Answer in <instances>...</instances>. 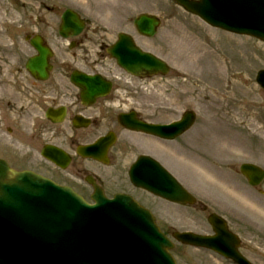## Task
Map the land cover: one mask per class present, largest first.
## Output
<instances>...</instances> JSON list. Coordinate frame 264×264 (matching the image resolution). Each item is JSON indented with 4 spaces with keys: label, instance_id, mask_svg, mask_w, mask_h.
Returning <instances> with one entry per match:
<instances>
[{
    "label": "rangeland",
    "instance_id": "obj_1",
    "mask_svg": "<svg viewBox=\"0 0 264 264\" xmlns=\"http://www.w3.org/2000/svg\"><path fill=\"white\" fill-rule=\"evenodd\" d=\"M67 8L89 19L91 27H108L109 35L97 32L108 39L113 38L114 29L124 26V19L133 21L139 13L162 19L154 38L141 37L133 24L128 26L140 47L156 53L172 69L167 76L147 80L155 85L149 86L146 96L193 102L198 117L192 134L181 139L178 149L165 147L164 152L174 159L186 186L229 215L233 227L242 232L243 252L249 259L264 264V194L251 188L240 174L233 176L235 171L230 169L239 170L245 162L264 168V133L256 129L264 131V89L256 81L257 72L264 68V42L211 28L173 0H0V29L5 30L0 82L33 80L25 63L34 50L25 37L34 33L55 44V67L49 81L60 80L66 48L58 27ZM184 143L192 146L187 149ZM179 209L166 205L162 211L181 230L195 226L200 230L207 224L201 211L190 213L194 221L180 215ZM175 255L178 264H232L181 246Z\"/></svg>",
    "mask_w": 264,
    "mask_h": 264
},
{
    "label": "flooded vegetation",
    "instance_id": "obj_2",
    "mask_svg": "<svg viewBox=\"0 0 264 264\" xmlns=\"http://www.w3.org/2000/svg\"><path fill=\"white\" fill-rule=\"evenodd\" d=\"M130 23L126 18V28L118 34H128ZM98 31L86 20L83 33L68 41V57L63 60L60 80L24 84L14 81L7 86L0 83V159L16 170H29L69 186L87 201H92L97 192L107 198L130 195L151 210L166 233L172 234L177 226L162 208L176 204L135 185L132 174L141 170L150 172V179L160 178L149 161L134 170L139 158L146 156L177 177L176 163L164 148L178 139L142 132L139 124L175 121L180 112L179 100L146 96V90L155 83L128 82V71L108 52L118 34L111 40ZM75 69L108 80V89L101 92L102 85L97 84L99 94L86 97L89 90L85 85L70 80ZM91 85L96 87L95 83ZM87 146L94 149L90 156L80 150ZM201 227L203 233H211Z\"/></svg>",
    "mask_w": 264,
    "mask_h": 264
},
{
    "label": "water",
    "instance_id": "obj_3",
    "mask_svg": "<svg viewBox=\"0 0 264 264\" xmlns=\"http://www.w3.org/2000/svg\"><path fill=\"white\" fill-rule=\"evenodd\" d=\"M210 24L238 34L264 40V0H176ZM160 21L155 16L140 15L135 25L148 36L156 33ZM83 28L78 15L71 10L63 14L60 33L69 30L79 34ZM32 44L38 55L29 59L27 68L36 77L46 79L51 65L50 50L40 37ZM128 46V61L125 50ZM118 62L135 75L168 72L157 58L142 52L128 36H121L110 50ZM76 83L86 82L90 96L91 83L97 77L74 75ZM257 81L264 87V70ZM192 117L170 126L144 125L140 128L161 134H178L188 128ZM243 174L253 185L264 178V170L244 164ZM154 192L178 200L192 202L181 188L168 185L154 188ZM210 221L217 236L203 237L192 233H176L178 241L208 247L231 256L239 264H249L229 245L232 235L214 216ZM173 244L161 233L152 216L127 197L115 200L96 199L86 203L71 189L60 187L29 172L18 173L0 162V264H176L169 249Z\"/></svg>",
    "mask_w": 264,
    "mask_h": 264
},
{
    "label": "bare ground",
    "instance_id": "obj_4",
    "mask_svg": "<svg viewBox=\"0 0 264 264\" xmlns=\"http://www.w3.org/2000/svg\"><path fill=\"white\" fill-rule=\"evenodd\" d=\"M1 19H2V14H1V12H0V22L2 21ZM4 38H5V37H4V30H1V29H0V47H2V46L4 45V44H3V43H4ZM232 118H233V117L229 115V118H228V119H231V120H232ZM256 129H257L258 131L264 133V131H261V130L258 129V128H256Z\"/></svg>",
    "mask_w": 264,
    "mask_h": 264
}]
</instances>
